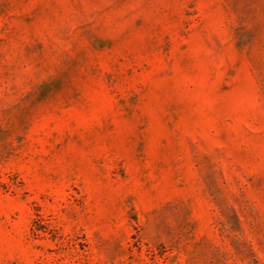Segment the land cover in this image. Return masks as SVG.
Masks as SVG:
<instances>
[{"label":"rangeland","instance_id":"obj_1","mask_svg":"<svg viewBox=\"0 0 264 264\" xmlns=\"http://www.w3.org/2000/svg\"><path fill=\"white\" fill-rule=\"evenodd\" d=\"M0 264H264V0H0Z\"/></svg>","mask_w":264,"mask_h":264}]
</instances>
